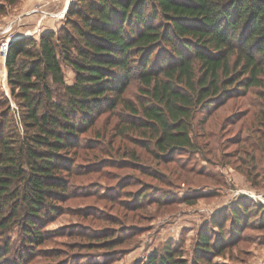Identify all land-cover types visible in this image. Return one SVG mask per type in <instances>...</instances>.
<instances>
[{
  "label": "trees",
  "instance_id": "1",
  "mask_svg": "<svg viewBox=\"0 0 264 264\" xmlns=\"http://www.w3.org/2000/svg\"><path fill=\"white\" fill-rule=\"evenodd\" d=\"M18 2L0 0V15ZM62 64L74 73L70 84ZM4 66L20 128L10 125L6 111L0 114V264L12 253L20 262L33 255L49 237L45 223L63 210L103 220L94 204L72 209L70 202L107 199L112 185L104 191L95 181L75 189L73 177L94 172L106 179L114 174L108 166H120L161 182L160 171L137 164L138 148L160 163L197 152L196 114L263 86L264 0H74L57 31L12 40ZM132 83L133 98L127 96ZM3 98L0 93V108L9 113ZM101 118L104 127L97 128ZM258 123L264 124V112ZM120 179L124 187L139 186L125 202L135 207L161 191L130 174ZM250 204L231 207L230 233L251 213L262 214V205ZM212 223L225 243L223 226ZM99 231L76 230L87 243L74 242L73 249L113 253L122 236L110 227ZM212 233L202 228L196 253H211ZM175 252L167 247L143 264H185Z\"/></svg>",
  "mask_w": 264,
  "mask_h": 264
},
{
  "label": "rangeland",
  "instance_id": "2",
  "mask_svg": "<svg viewBox=\"0 0 264 264\" xmlns=\"http://www.w3.org/2000/svg\"><path fill=\"white\" fill-rule=\"evenodd\" d=\"M29 1L32 2L26 0L29 7L23 10L20 6L24 0H19L6 10L5 15H0V45L5 40L8 44L19 34L37 40L39 34L47 30L57 31L67 11L64 9L65 4L69 2L70 5L74 0ZM26 15L36 17L29 27L26 26L27 29L23 22ZM52 19L57 21L48 24ZM4 61L5 55L0 52V93L4 101L8 102L5 108L10 106L9 113L0 108V114L6 111L10 125H14L15 121V125L17 123L20 128L15 113L16 101L10 95L6 80ZM62 71L65 82L72 83L74 73L71 68L62 64ZM262 79V87L234 94L223 104L215 106L208 115L205 111L196 114L192 124L199 148L197 152H183L181 156L175 153L174 160L160 163L143 149H137L140 156L137 164L160 171L161 182L136 171L134 167L130 170L120 166H108L114 174L107 175L106 179L94 172L87 177H73L76 185H80L75 189L87 187L90 182L102 184L103 190L105 186L112 185L107 199L88 197L70 202L72 209L94 204L99 208L97 213L103 212V220L90 215L85 216L87 219L84 220L75 212L63 210L60 215L45 223L42 230L49 237L34 249L33 255L26 256L20 262L12 253L1 258V261L6 264H143L154 253L161 255L169 247L176 251V255L185 264H194L197 255L204 256L196 253L195 248L199 234L205 227L207 232L212 229L215 233L211 234L213 249L204 256V260L199 261L200 264H264V210L262 214L251 213L234 234L229 232L227 220L229 210L236 203H253L257 208L260 205L264 207V124L258 123L264 112V77ZM136 88L137 85L132 83L127 96L133 98ZM103 119L95 125L97 128L104 127ZM201 119L203 121L199 123ZM118 139L114 142L113 152L117 148ZM125 145L128 146L127 143ZM122 173L130 174L131 178H142L160 187L161 191L158 192V188L154 190V199L150 204L135 207L129 203L128 206L125 202L132 193L139 192V186L130 182L124 187L120 179ZM125 199L124 204L121 203ZM213 221L223 226L225 243L217 241L221 229ZM109 227L116 229V237L122 236L121 243L114 246L110 255L101 250L91 251L93 254L87 255L73 249L74 242L85 241L74 236L76 230L100 233V229ZM16 237L18 235H12V239ZM60 248L59 257H46Z\"/></svg>",
  "mask_w": 264,
  "mask_h": 264
},
{
  "label": "crops",
  "instance_id": "3",
  "mask_svg": "<svg viewBox=\"0 0 264 264\" xmlns=\"http://www.w3.org/2000/svg\"><path fill=\"white\" fill-rule=\"evenodd\" d=\"M27 2H32V1H29V0H27ZM36 3V1H34V3L33 4H35ZM28 4L29 3H26V0H24V2L22 3V5L20 6V8L23 10L25 7H27L28 6ZM29 7V6H28ZM65 7H66V4H65V6H64V9H65ZM36 19V17H35V15H26V17H23V22H24V26H25V29H27V27L26 26H30V24L31 23H33L34 22V20ZM49 21H51V22H49L48 24H53V22H56L57 21V19L55 20V19H52V20H49ZM29 29V28H28ZM21 36H23V37H25L26 35H24V34H19L16 38H14L13 40H15V39H17V38H20Z\"/></svg>",
  "mask_w": 264,
  "mask_h": 264
},
{
  "label": "built area",
  "instance_id": "4",
  "mask_svg": "<svg viewBox=\"0 0 264 264\" xmlns=\"http://www.w3.org/2000/svg\"><path fill=\"white\" fill-rule=\"evenodd\" d=\"M7 40L1 42V45H0V52L1 53H4V55L6 54V50H7Z\"/></svg>",
  "mask_w": 264,
  "mask_h": 264
},
{
  "label": "water",
  "instance_id": "5",
  "mask_svg": "<svg viewBox=\"0 0 264 264\" xmlns=\"http://www.w3.org/2000/svg\"><path fill=\"white\" fill-rule=\"evenodd\" d=\"M68 6H69V2H67V4H66L65 11L67 10ZM65 11H64V12H65ZM21 37H23V36H21ZM11 41H12V40H11ZM11 41H9L8 44H10ZM8 44H7V45H8Z\"/></svg>",
  "mask_w": 264,
  "mask_h": 264
}]
</instances>
